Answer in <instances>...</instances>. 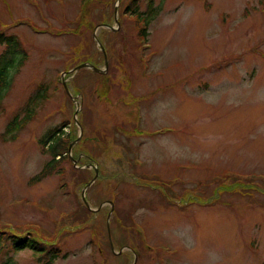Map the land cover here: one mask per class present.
I'll return each instance as SVG.
<instances>
[{
    "label": "rangeland",
    "instance_id": "obj_1",
    "mask_svg": "<svg viewBox=\"0 0 264 264\" xmlns=\"http://www.w3.org/2000/svg\"><path fill=\"white\" fill-rule=\"evenodd\" d=\"M153 2L143 47L131 0H0L25 55L0 96V232L60 249L1 242L0 264H264V0ZM60 126L69 158L32 183Z\"/></svg>",
    "mask_w": 264,
    "mask_h": 264
},
{
    "label": "trees",
    "instance_id": "obj_2",
    "mask_svg": "<svg viewBox=\"0 0 264 264\" xmlns=\"http://www.w3.org/2000/svg\"><path fill=\"white\" fill-rule=\"evenodd\" d=\"M86 4L84 5V7ZM126 14L132 13L135 17V23L139 28V38L140 40L147 41L149 34L150 23L160 14L161 8L155 6L153 0H149L148 7L145 11H141L138 6V0H131V3L125 8ZM84 23H89L86 19ZM146 44V43H145ZM0 45H5L6 51L2 54L0 60V96L11 88L12 76L10 75V69L8 64L16 66L19 68L25 60V55L22 50V44L15 36H6L0 34ZM11 57V59H8ZM40 97L38 98V100ZM32 105V106H31ZM36 97L30 102L27 107L26 115L23 118L15 117L14 120L10 122L7 127V131L4 134V138L10 136V139H14L16 133L22 130L26 125L36 116ZM63 127H55L48 131L41 139L40 144L42 145L43 153L49 154L51 159L47 162L43 170L32 179V183L41 182L44 178L54 173L58 168L59 164L68 157V148L72 142V138L69 139V143L66 140L65 132ZM69 137V135H68ZM80 155V154H79ZM78 155V156H79ZM79 158V157H78ZM239 185V184H237ZM242 185V184H240ZM14 230L0 232V243L1 242H11L14 250L21 251L24 249H29L37 253H42V255L49 256V261L57 259L60 255V249L52 245L45 244V242H40L35 235H29L28 238L18 236Z\"/></svg>",
    "mask_w": 264,
    "mask_h": 264
},
{
    "label": "water",
    "instance_id": "obj_3",
    "mask_svg": "<svg viewBox=\"0 0 264 264\" xmlns=\"http://www.w3.org/2000/svg\"><path fill=\"white\" fill-rule=\"evenodd\" d=\"M112 30H114L112 27H110ZM97 40V39H96ZM97 42L99 43V41L97 40ZM101 45V44H100ZM101 50H103L104 52H105V49L102 47L101 48ZM105 60H106V64H107V59H106V54H105ZM81 67H85V68H91L93 71H95V72H97V73H100V74H105V71H103V70H101V69H99V68H97V67H95V66H92V65H90V64H83ZM64 86H65V88H66V85L64 84ZM67 89V88H66ZM68 90V89H67ZM69 92V91H68ZM79 113V110H77L76 111V115ZM77 141H79V139L77 140ZM73 145V144H72ZM72 145L70 146V149L72 148ZM89 167H93V166H89ZM95 171H96V176H95V179L98 177V169H95ZM93 183V181L92 182H90L89 183V185H91ZM88 185V186H89ZM84 201L86 202V199H85V197H84Z\"/></svg>",
    "mask_w": 264,
    "mask_h": 264
}]
</instances>
